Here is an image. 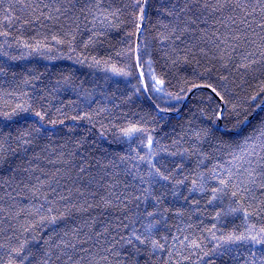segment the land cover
Returning a JSON list of instances; mask_svg holds the SVG:
<instances>
[{"label": "snow or ice", "instance_id": "1", "mask_svg": "<svg viewBox=\"0 0 264 264\" xmlns=\"http://www.w3.org/2000/svg\"><path fill=\"white\" fill-rule=\"evenodd\" d=\"M113 30L121 67L88 55ZM0 38V264H264V0H0Z\"/></svg>", "mask_w": 264, "mask_h": 264}, {"label": "trees", "instance_id": "2", "mask_svg": "<svg viewBox=\"0 0 264 264\" xmlns=\"http://www.w3.org/2000/svg\"><path fill=\"white\" fill-rule=\"evenodd\" d=\"M31 35V33H25L24 39H28V37ZM84 39H87V34H85ZM3 40L0 38V43H2ZM126 44V37L124 35L123 31L117 32V31H110L107 37L105 38V42L103 44H99L94 49H89L88 55L89 57L95 55L98 58L102 57L104 59H108L111 57V63L116 64L117 67H121L123 64V60L120 57H117L115 53L117 51H120L125 47ZM19 51H25L23 49H20ZM13 55H18L19 52L16 50V46L14 45V48L12 50ZM4 59L3 57H0V60ZM17 66V71L24 67H34L40 71H44L45 67H47V70L51 73H53V79H55V73L57 72H64L65 74H68L70 72H74L75 76L78 77L80 80H84L86 82L91 81H99L103 87L104 90L107 91L109 94L114 93L115 97H120L122 93L125 92V83L124 81L127 79L125 77L113 75L112 73H107V76L111 77L105 83L104 77L106 73L100 69L95 68H88L86 66L76 64L73 62V60L69 59H59L55 61H49L41 58L38 55H33L28 60H21L12 62ZM156 67L157 72L160 71L159 65H154ZM144 71L147 73L148 68L145 66ZM132 83H136L135 80L132 81ZM128 91H130V86H128ZM99 95V93H98ZM205 99L209 95V92H204L202 94ZM64 100L65 103L69 99H74V96L68 95L65 93H61L60 99L55 100L54 103L59 106L60 100ZM99 99L103 104H106L109 108H112V102L109 99H105L103 96H100ZM135 100V98H134ZM116 103H119L120 101L117 99L115 101ZM93 107H96L94 104ZM148 109V102L143 99V97L140 98V100H135L134 104H128L125 106H122L121 109H114L117 113L120 112H127L128 118L135 120L138 117L135 115L136 113L143 114L144 111H147ZM261 115H264V113L256 112L250 117V122L252 125H255L259 117ZM182 117L178 116L177 114H172V122L175 124L178 120L182 121ZM70 123V122H68ZM118 123H126V121H119ZM222 126V125H221ZM98 127V126H97ZM80 131H84L83 128L80 129ZM118 131V130H117ZM140 134H134V137L131 141L125 139H116L111 132H108L105 134V139L99 141L101 143V146L105 149H107V152L109 154V158H112L115 154L124 155L126 152L130 150V148H135L136 145L139 143V140L137 137H139ZM207 223V220H206ZM210 226V225H209Z\"/></svg>", "mask_w": 264, "mask_h": 264}]
</instances>
